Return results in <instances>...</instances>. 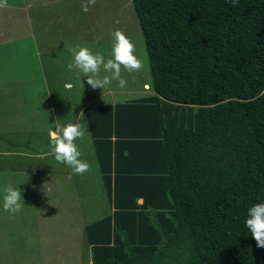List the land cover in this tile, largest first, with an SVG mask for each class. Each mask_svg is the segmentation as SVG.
I'll return each instance as SVG.
<instances>
[{"label":"trees","instance_id":"obj_1","mask_svg":"<svg viewBox=\"0 0 264 264\" xmlns=\"http://www.w3.org/2000/svg\"><path fill=\"white\" fill-rule=\"evenodd\" d=\"M131 4L152 93L83 111L113 208L91 264H264V0Z\"/></svg>","mask_w":264,"mask_h":264},{"label":"rangeland","instance_id":"obj_2","mask_svg":"<svg viewBox=\"0 0 264 264\" xmlns=\"http://www.w3.org/2000/svg\"><path fill=\"white\" fill-rule=\"evenodd\" d=\"M115 29L131 39L142 67L121 69L124 88L112 81L93 89L66 68L70 50L89 47L109 58ZM150 84L131 0H0V149L12 152L10 164L27 166L0 175V196L18 187L24 204L16 214L0 208V264H87L84 228L110 212L92 141L84 122L75 142L89 168L75 174L50 154L48 129L84 118L89 106L149 95Z\"/></svg>","mask_w":264,"mask_h":264},{"label":"clouds","instance_id":"obj_3","mask_svg":"<svg viewBox=\"0 0 264 264\" xmlns=\"http://www.w3.org/2000/svg\"><path fill=\"white\" fill-rule=\"evenodd\" d=\"M230 2L235 5L237 0ZM83 10L87 11L86 8ZM111 37L109 58H105L100 51L93 52L89 47L77 46L70 50L71 59L66 68L75 69L93 89L103 90L112 81L124 88L127 82L121 76V69L132 73L142 67V61L136 56L135 46L129 37L119 29L113 30ZM84 122L83 116H77L74 121L56 124L48 129L50 154L58 164L66 166L75 174H83L89 168L88 161L80 158L81 152L75 142L84 135ZM23 205L22 192L18 187L9 185L3 189L0 208L9 214H16ZM244 227L256 241V245L264 247V201L254 203L247 209Z\"/></svg>","mask_w":264,"mask_h":264},{"label":"crops","instance_id":"obj_4","mask_svg":"<svg viewBox=\"0 0 264 264\" xmlns=\"http://www.w3.org/2000/svg\"><path fill=\"white\" fill-rule=\"evenodd\" d=\"M85 79V78H84ZM86 80V79H85ZM11 87L10 86H7L6 88H5V90H6V92L10 89ZM112 102V101H111ZM109 104H115L114 102H112V103H109ZM2 127H0V129H1ZM3 130H6L8 133H10V134H12V133H14L13 132V130L12 131H10L9 129H3ZM47 135H48V133H47ZM0 139H4L3 138V136H2V133H1V130H0ZM3 143H4V141H3ZM9 143H14V142H9ZM5 145H2V148L0 149V157L2 156V158H5V162H6V160H7V164L6 163H0V175H2L3 176V179H4V172L5 173H7V174H11L12 172H17V173H19V172H21L22 170H24V169H27V166H23V165H21V164H10V161L12 160L11 159V154H12V152L10 151V150H5ZM26 154V153H25ZM29 155V154H28ZM14 156H18V154L17 155H14ZM95 160V159H94ZM95 162H96V160H95ZM14 169V170H13ZM43 170V168H41V171ZM100 173V172H99ZM99 180H100V182H101V175L99 174ZM108 203H109V201H108ZM137 203L138 204H141L142 203V200L141 199H138L137 200ZM109 205H110V212H108L107 213V215L109 216V215H111L112 213H113V208L111 207V204L109 203ZM87 250H88V252H89V256H88V262H87V264H91V262H90V246L88 245L87 246Z\"/></svg>","mask_w":264,"mask_h":264}]
</instances>
